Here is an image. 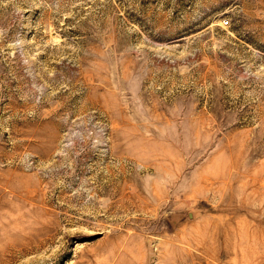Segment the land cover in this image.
Instances as JSON below:
<instances>
[{"label":"rangeland","instance_id":"1","mask_svg":"<svg viewBox=\"0 0 264 264\" xmlns=\"http://www.w3.org/2000/svg\"><path fill=\"white\" fill-rule=\"evenodd\" d=\"M0 264H264V0H0Z\"/></svg>","mask_w":264,"mask_h":264}]
</instances>
